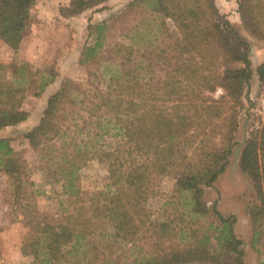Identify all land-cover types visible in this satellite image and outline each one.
<instances>
[{"label": "trees", "instance_id": "trees-1", "mask_svg": "<svg viewBox=\"0 0 264 264\" xmlns=\"http://www.w3.org/2000/svg\"><path fill=\"white\" fill-rule=\"evenodd\" d=\"M105 1L69 0L60 14L78 15ZM34 2L0 0V40L15 53L31 24ZM237 3L244 27L264 40V0ZM224 20L216 0H130L112 20L89 24L91 40L79 62L98 71L105 87L63 79L40 122L24 135L34 149H48L42 172L60 185L55 213L38 208L35 198L42 191L10 138L0 136V169L12 182L14 210L27 228L23 250L34 264H215L213 238L221 253L245 264L236 216L223 214L217 202L215 225L181 241L189 216L211 212L205 189L230 163L240 143V115L249 112L246 103L251 102L255 69L234 45ZM236 62L241 65H231ZM7 69L0 58V129L28 119L20 103L32 76L37 95L55 78L39 71L30 77L25 65H14L12 75ZM256 72L263 84L264 61ZM218 88L224 92L216 97ZM106 135L113 138L107 148L95 143V137ZM94 159L107 162L109 183L100 198L91 200L82 196L79 181L80 170ZM238 168L254 188L255 200L247 204L250 245L262 255L264 128L249 132ZM150 169L175 178L182 198L172 201L173 211L166 208L156 216L148 206L155 194L148 185ZM116 242L130 243L140 255L121 262Z\"/></svg>", "mask_w": 264, "mask_h": 264}, {"label": "rangeland", "instance_id": "rangeland-1", "mask_svg": "<svg viewBox=\"0 0 264 264\" xmlns=\"http://www.w3.org/2000/svg\"><path fill=\"white\" fill-rule=\"evenodd\" d=\"M128 1L130 0H106L101 5L65 18L60 14V7L67 4L69 0H35L31 9V24L24 35L19 51L13 52L0 40V58L8 67L7 74L12 75L14 65H25L30 77L38 71L52 72L55 75L54 80L38 95L34 87L35 76H32L31 83L26 87L25 98L20 103L22 109L29 111L28 119L0 129V136L10 138L17 154L25 160L30 178L42 191L35 198L42 212L55 213L60 209V185L44 177L46 174L42 172L49 157L47 147L34 149L24 135L40 122L48 98L60 88L63 79L70 78L87 85L105 87V80L98 71L79 62L80 54L85 44L91 40L89 24L112 20ZM216 1L225 19V24L227 23L230 27L228 32L234 45L251 58L255 69L249 89L251 102L246 103L249 112L245 110L240 115L241 127L238 130V140L241 142L246 123L248 124V135L251 129L264 128L259 112V101L264 91V83H260L256 72L257 66L264 61V40L252 35L244 27L238 12L237 0ZM114 33V37H119L120 32L115 31ZM237 34H240L246 42L242 43ZM231 65L239 66L241 63L236 62ZM223 92L222 88H218L215 93L216 97ZM82 122L83 118H79L78 123ZM92 126L88 125V128ZM74 132L75 128L72 133ZM112 140V136L108 135L94 138L97 145L106 148ZM58 142L56 141V144ZM108 183L109 173L105 160H90L80 170L79 189L86 199L100 198L105 193ZM148 185L155 190V194L148 199V206L156 211V216L166 208L173 211L175 204L172 201H179L182 198L175 188V178L171 175L150 169ZM254 195L252 182L239 170L238 160L236 161L234 153L230 157V163L225 172L220 175L215 185L205 189V200L211 212L205 216H189L181 241H191L198 229H208L211 223L215 225L217 219L213 213V207L217 202V208L223 214L236 216V233L243 239L246 250L245 264H259L264 253L260 255L251 248L252 232L247 212V204L255 200ZM13 198L12 182L0 169V264H34L31 253L23 250L27 228L14 210ZM178 207L183 208L181 204ZM209 247L210 251L218 256V262L215 264H235L234 254L221 253L214 238ZM115 249L116 255H120L121 262L140 255V249L130 243L116 242Z\"/></svg>", "mask_w": 264, "mask_h": 264}, {"label": "water", "instance_id": "water-1", "mask_svg": "<svg viewBox=\"0 0 264 264\" xmlns=\"http://www.w3.org/2000/svg\"><path fill=\"white\" fill-rule=\"evenodd\" d=\"M248 137V124H245L244 127V136H243V140L238 144V146L235 148V156H236V161L239 159V155H240V151L242 146L244 145V143L246 142Z\"/></svg>", "mask_w": 264, "mask_h": 264}, {"label": "built area", "instance_id": "built-area-1", "mask_svg": "<svg viewBox=\"0 0 264 264\" xmlns=\"http://www.w3.org/2000/svg\"><path fill=\"white\" fill-rule=\"evenodd\" d=\"M259 112L261 113V118H262V121H263V127H264V91L262 93V96H261V99L259 101Z\"/></svg>", "mask_w": 264, "mask_h": 264}, {"label": "crops", "instance_id": "crops-1", "mask_svg": "<svg viewBox=\"0 0 264 264\" xmlns=\"http://www.w3.org/2000/svg\"><path fill=\"white\" fill-rule=\"evenodd\" d=\"M216 3H217V1H216ZM217 5H218V3H217ZM218 8H219V6H218Z\"/></svg>", "mask_w": 264, "mask_h": 264}]
</instances>
